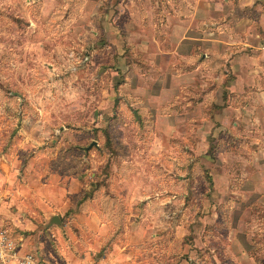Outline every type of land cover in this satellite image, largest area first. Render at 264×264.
Returning <instances> with one entry per match:
<instances>
[{
	"label": "rangeland",
	"instance_id": "374dc122",
	"mask_svg": "<svg viewBox=\"0 0 264 264\" xmlns=\"http://www.w3.org/2000/svg\"><path fill=\"white\" fill-rule=\"evenodd\" d=\"M187 1L0 0V203L16 212L0 225L27 228L40 264H264V0H231L225 18L224 0ZM195 5L190 33L232 30L235 47L162 52L166 16ZM161 79L173 87L160 94ZM152 95L173 113L153 119ZM38 169L81 175L85 197L54 209L60 223L22 211L21 177ZM83 208L110 228L79 222Z\"/></svg>",
	"mask_w": 264,
	"mask_h": 264
},
{
	"label": "crops",
	"instance_id": "0c3cea01",
	"mask_svg": "<svg viewBox=\"0 0 264 264\" xmlns=\"http://www.w3.org/2000/svg\"><path fill=\"white\" fill-rule=\"evenodd\" d=\"M123 0H121L122 2ZM189 1V2H188ZM187 3L189 6L192 5V2L190 0H188ZM213 1V0H212ZM216 6H220L221 5H226L228 6V8L226 9V11H222L221 15L223 13V17L224 15L230 13L231 9H232V5L233 2L231 0H224L223 3H219V1H214ZM243 4L249 5L251 4L250 0H246L245 2H243ZM197 5H195V9H194V13H192V10L190 9V13L188 15L185 16H181V15H177V13H175V10H173L171 13L169 12V15L166 16V21L165 23L168 24V27L170 26L171 23V30L169 33V38H170V43L168 46V49L163 48L161 45V41L158 40L157 35L153 32L152 35H148V34H142L144 36H150V38L152 39L153 43H154V48L155 51L157 53L161 52V48L165 49L166 51H162L164 53H174L177 54L183 58H186V54L188 55V53H185L187 51H184L182 48H184L183 46L185 45V42H187L186 40L192 41V40H200L202 42H211V41H215L217 42V44L219 45H223L222 43H226L228 44L224 45L225 46V50H229L232 46L235 47L236 44H232L231 42H235L233 41L234 38H236V35H234V31L230 30V31H222L224 36H228L229 40L225 41L221 36V32L218 30H203L202 32L199 33V35H193L190 33V25L192 23V19L193 17H195V15L197 14L198 9L196 8ZM231 6V8H229ZM235 6V4H234ZM244 6V5H243ZM124 10H120V12L122 13ZM234 14V13H233ZM120 15H117V17L113 18L112 21L115 22L116 26L115 29H119V35L123 38H132V30H130V28L128 27V24L131 23L129 21V19H123L119 21V26H117V18ZM169 16H172V20L169 19ZM225 18V17H224ZM174 19V20H173ZM172 21H175V23H173ZM204 22V21H203ZM112 23H109V27L108 29L111 30L114 26L111 25ZM175 25H177L176 30ZM263 27V26H262ZM264 29V27H263ZM106 30V28L104 29ZM210 34H215V38H211L208 37ZM237 42V41H236ZM245 44H248L247 42H243ZM210 44V43H209ZM166 47V46H165ZM240 49L239 47H236L234 50H238ZM224 50V51H225ZM223 51V53H224ZM263 53V51H262ZM225 54V53H224ZM232 52L230 51L228 55H231ZM160 62V61H158ZM158 64V63H156ZM232 66V65H231ZM173 69V68H172ZM171 72L174 73V69L171 70ZM165 79V78H164ZM164 79L160 80V84L158 83L157 87H158V91L157 92H165L166 90H171L170 87H173L171 84H166ZM235 81V80H233ZM233 84H230V86H232ZM185 86H188L187 84H185ZM159 94V95H160ZM157 95V96H159ZM156 95H152L150 96L152 99L154 98V116L153 119H155V116H163L166 114H172L173 110L175 109V107H173V103L175 102L174 100H168L166 103L164 100H159L156 99L157 98ZM139 105L141 106L144 104V101L147 100L146 97H141L139 96ZM144 99V100H143ZM151 99V100H152ZM164 101V102H163ZM202 102V100L200 101ZM199 102V103H200ZM224 100L222 101V105L224 104ZM165 104V105H164ZM145 107L147 106V104L144 105ZM148 107V106H147ZM149 108V107H148ZM218 109V108H217ZM151 110V109H150ZM220 110V109H219ZM222 112L225 113L226 110H231V112H234V114H239L240 112V108L236 107V106H231V105H227L226 107H222ZM153 111V110H152ZM166 113V114H165ZM223 113V116H224ZM236 123V122H235ZM153 133L157 134L159 132H161L162 130L157 128L156 126H154V128H152ZM173 130V126H168L167 131L165 130L164 132H167V134H169L170 132H172ZM163 132V131H162ZM228 132V131H227ZM157 138V137H156ZM264 145V144H263ZM259 147H253L254 150L258 149ZM5 163L0 162V173L3 171L4 165ZM50 172V173H49ZM49 173V174H47ZM47 174V176L45 175ZM66 173H57V172H53L50 169L47 171H42L41 169L35 170V172L33 173H28V175H26V177H21V179H23L24 181H22V184H20L18 186V181H15L16 186H18V191L21 192L19 193L18 197L20 198V200L23 202L22 205L25 206V210H22L23 213H33L34 216L38 215L39 217V225H48L51 222V217L54 215L55 210L54 209H60V210H64L66 207H68L69 205H72V202L68 203L69 205L67 206V201L68 200H73V203L75 201H77V199L80 197L81 192L83 190V181L81 178V175H65ZM11 176V174L9 173L8 178ZM10 180V179H8ZM2 180L0 179V182ZM27 181V182H26ZM32 184H31V183ZM25 185H28L27 187H25ZM7 206H5L4 204L0 203V210H4L5 212H8V214H13L15 212V208H11L9 206V204H11L10 200H7ZM81 206L78 207V209ZM82 208V207H81ZM77 209V210H78ZM77 210L75 212H77ZM81 210V209H80ZM57 213V212H56ZM57 215H59V213H57ZM76 215L78 216V221L79 222H83L86 223L88 228L93 230V231H99L101 232L102 229H108L110 228V224L107 221H102L100 220L99 216L97 215L96 211L94 209H89L88 208V212L85 210V208L82 209L81 212L76 213ZM60 217V215H59ZM30 219V218H29ZM32 220V219H31ZM75 220V219H73ZM49 222V223H48ZM60 222H61V217H60ZM18 223V222H16ZM21 222H19L20 224ZM24 225H30V226H34L37 225L36 222L32 221V225L31 223H28L26 221L23 222ZM9 228V227H8ZM50 228V227H48ZM10 231H12V235L15 237L16 241H17V249L19 252L21 253H25V252H33L36 254V256L39 258V264L41 263V258L44 257V253H41V251H43L42 248H39V256L37 255V249L33 250L31 248H33L30 244V241L28 240L29 235L27 234V228H23L21 227L20 231H21V235L18 234H14L13 229L9 228ZM42 243V241H41ZM249 257L252 258V256L249 255ZM231 259H234L233 257H231ZM252 260L255 262V260L252 258ZM236 262L237 260L234 259L233 262Z\"/></svg>",
	"mask_w": 264,
	"mask_h": 264
},
{
	"label": "built area",
	"instance_id": "2783aa9c",
	"mask_svg": "<svg viewBox=\"0 0 264 264\" xmlns=\"http://www.w3.org/2000/svg\"><path fill=\"white\" fill-rule=\"evenodd\" d=\"M11 232L8 227L0 225V264H39L35 253L18 251L17 241Z\"/></svg>",
	"mask_w": 264,
	"mask_h": 264
},
{
	"label": "water",
	"instance_id": "95a60500",
	"mask_svg": "<svg viewBox=\"0 0 264 264\" xmlns=\"http://www.w3.org/2000/svg\"><path fill=\"white\" fill-rule=\"evenodd\" d=\"M97 142L95 140H92V142L88 145V147L92 146L93 144H96ZM51 222H55V223H60V217L59 215L57 214H54L52 217H51Z\"/></svg>",
	"mask_w": 264,
	"mask_h": 264
},
{
	"label": "trees",
	"instance_id": "16d2710c",
	"mask_svg": "<svg viewBox=\"0 0 264 264\" xmlns=\"http://www.w3.org/2000/svg\"><path fill=\"white\" fill-rule=\"evenodd\" d=\"M208 179L210 180V184H211V180H212L211 177L208 176ZM82 193H83V192H81L80 197L77 199V201H76L77 203H78L79 201H81V199H83V198L85 197V194L82 195ZM228 261H229V264H234V262H231L230 259H228Z\"/></svg>",
	"mask_w": 264,
	"mask_h": 264
}]
</instances>
